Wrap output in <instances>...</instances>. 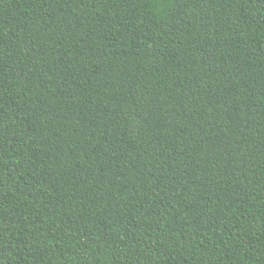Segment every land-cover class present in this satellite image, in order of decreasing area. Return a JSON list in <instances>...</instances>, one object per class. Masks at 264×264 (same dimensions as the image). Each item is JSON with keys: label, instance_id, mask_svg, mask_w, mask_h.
<instances>
[{"label": "trees", "instance_id": "1", "mask_svg": "<svg viewBox=\"0 0 264 264\" xmlns=\"http://www.w3.org/2000/svg\"><path fill=\"white\" fill-rule=\"evenodd\" d=\"M0 264H264V0H0Z\"/></svg>", "mask_w": 264, "mask_h": 264}]
</instances>
